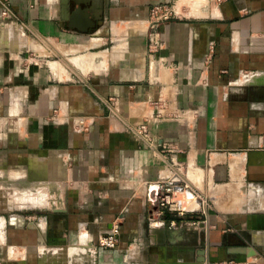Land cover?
<instances>
[{"label":"crops","instance_id":"1","mask_svg":"<svg viewBox=\"0 0 264 264\" xmlns=\"http://www.w3.org/2000/svg\"><path fill=\"white\" fill-rule=\"evenodd\" d=\"M171 1L0 0V264H264V0H178L151 53ZM178 178L195 220L153 205Z\"/></svg>","mask_w":264,"mask_h":264},{"label":"built area","instance_id":"2","mask_svg":"<svg viewBox=\"0 0 264 264\" xmlns=\"http://www.w3.org/2000/svg\"><path fill=\"white\" fill-rule=\"evenodd\" d=\"M177 1L178 0H172L171 2L155 4L151 7L148 19L149 52L153 53L162 48L164 39L161 26L164 22L180 15L177 8ZM77 126L82 130H87L89 128V124L86 122L85 118H79L75 124L76 128ZM131 131L139 137H149V128L147 124L134 126L131 128ZM163 145L164 147L166 146L165 144ZM187 189H189L190 192L184 193V190L186 191ZM182 194H185V200L189 199V201H192V198L197 196V192L192 189L183 178L171 180L159 185V188L155 191L152 198V202L154 206L158 207L159 215L162 218H166L168 213H176L179 216L190 215L191 219L194 220V212L189 210L187 207L182 206L183 199L180 198V195ZM175 224V220L170 222L171 226H174ZM193 224L197 223L194 221ZM98 245L110 249L115 248L118 245V231L105 232L101 234L98 237Z\"/></svg>","mask_w":264,"mask_h":264},{"label":"rangeland","instance_id":"3","mask_svg":"<svg viewBox=\"0 0 264 264\" xmlns=\"http://www.w3.org/2000/svg\"><path fill=\"white\" fill-rule=\"evenodd\" d=\"M23 42L26 43V41H23ZM119 42H122V41H119ZM34 43L36 45L40 44V46H39V48L36 47V49L30 50L28 52L29 53V57H33L34 59H39L40 62H42L43 64L44 63H48L49 60H57L61 64L65 65L68 70H70V69L75 70L76 68H74V67L76 65H77L76 67H78V65H80L78 68H81V69L83 68L84 70L83 69L82 70L83 71L86 70V72L90 71V69H91L90 67H93L92 66L93 64L97 63L96 64L97 66H95V65L94 66H95V68L98 67V62H97V58L98 57L97 58H96V56L93 57L91 54H88V56L90 55L89 57L86 56V55H82L80 57V59L82 58L83 60L82 61L81 60H77V63L79 61L80 64L79 63L78 64H74L75 61H76V58L79 59V56H80V55L79 56L75 55V53H76L75 49H73V48L71 49L69 47L65 48V46H61L58 43H55L53 41H49V40L43 39L42 37L40 39L34 37ZM119 45H122V44L119 43ZM61 48H64V49L68 50L66 52V54H64L63 52L58 51V50H61ZM24 53H26V51H24ZM72 56H74V57L76 56V58H74ZM84 56L88 57L89 59L91 57H93V58L90 59L93 64L89 62V59L85 60L86 58H84ZM98 56H100V54ZM70 58H72V59H70ZM70 60H72V62H70ZM95 60H96V62L94 63ZM81 62L84 63L85 67H84V65H82L83 63L81 64ZM87 68H90V69H87ZM180 196H181L180 198L186 199L185 194H182ZM195 219H197V218H194V220Z\"/></svg>","mask_w":264,"mask_h":264},{"label":"bare ground","instance_id":"4","mask_svg":"<svg viewBox=\"0 0 264 264\" xmlns=\"http://www.w3.org/2000/svg\"><path fill=\"white\" fill-rule=\"evenodd\" d=\"M119 43L121 44L122 42H117V44H119ZM118 46H119V48H120V45H118ZM121 46H122V45H121ZM122 47H123V46H122ZM122 47H121V49H122ZM116 48H118V47L116 46ZM119 48L116 49V50H120ZM125 48H126V47H125ZM115 52H116V51H115ZM119 52H120V51H119ZM86 56H88V54H87ZM89 56H90V55H89ZM89 56H88V57H89ZM96 56H98V55H96ZM72 57H74V56H72ZM80 57H81V56H79V59L76 58V56L74 57V58H76V61H75L74 64H78V63H79V61H78V63H77V60H81V61L83 60L82 58L80 59ZM88 57H85V56H84V58H86L85 60L89 59ZM93 57H94V56H93ZM93 57H91V58H93ZM74 58H73V59H74ZM91 58H90V59H91ZM70 59H72V58H70ZM90 59H89V62L92 63V61H91ZM103 59H104V58H103ZM103 59H102V60H103ZM74 60H75V59H74ZM70 62H72V60H70ZM95 62H96V60L94 61V63H95ZM82 63H83V62H81V64H82ZM79 64H80V63H79ZM92 64H93V63H92ZM96 64H97V63H96ZM96 64H93V65H92L93 67H90V68H91V69H97V68H95ZM82 65H84V63H83ZM94 65H95V66H94ZM76 66H77V65H76ZM79 66H80V65H78V67H79ZM98 66H99V64H98ZM100 66H101V65H100ZM84 67H85V65H84ZM104 67H105V66H104ZM104 67H103V68H104ZM90 68H87V69H90ZM82 69H83V68H82ZM91 69H90V70H91ZM100 69H101V68H100ZM100 69H98V70H100ZM83 70H84V69H83ZM85 71H86V70H85ZM190 202H191L190 204L193 203V204L195 205L196 200L193 199V200L190 201Z\"/></svg>","mask_w":264,"mask_h":264},{"label":"trees","instance_id":"5","mask_svg":"<svg viewBox=\"0 0 264 264\" xmlns=\"http://www.w3.org/2000/svg\"><path fill=\"white\" fill-rule=\"evenodd\" d=\"M166 217H167V215H166ZM190 219H191V216H188ZM194 217V216H193Z\"/></svg>","mask_w":264,"mask_h":264}]
</instances>
